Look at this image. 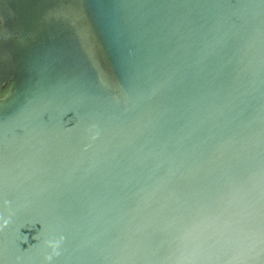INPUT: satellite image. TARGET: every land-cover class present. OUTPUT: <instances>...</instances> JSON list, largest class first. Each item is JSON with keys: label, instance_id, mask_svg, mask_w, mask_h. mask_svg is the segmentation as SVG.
Segmentation results:
<instances>
[{"label": "water", "instance_id": "1", "mask_svg": "<svg viewBox=\"0 0 264 264\" xmlns=\"http://www.w3.org/2000/svg\"><path fill=\"white\" fill-rule=\"evenodd\" d=\"M4 219L0 264H264V0H0Z\"/></svg>", "mask_w": 264, "mask_h": 264}, {"label": "clouds", "instance_id": "2", "mask_svg": "<svg viewBox=\"0 0 264 264\" xmlns=\"http://www.w3.org/2000/svg\"><path fill=\"white\" fill-rule=\"evenodd\" d=\"M5 203H7V202H5ZM7 223H8V220H7V219H4V220L2 221V223H0V227L6 225ZM45 243H46L48 246H50V247H52L53 249H55L56 244L58 243V241H55V242H54V241L49 240V241H45ZM45 259H49V257H45Z\"/></svg>", "mask_w": 264, "mask_h": 264}]
</instances>
